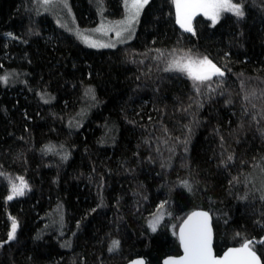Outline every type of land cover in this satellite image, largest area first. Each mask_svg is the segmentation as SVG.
<instances>
[{
    "label": "trees",
    "instance_id": "obj_1",
    "mask_svg": "<svg viewBox=\"0 0 264 264\" xmlns=\"http://www.w3.org/2000/svg\"><path fill=\"white\" fill-rule=\"evenodd\" d=\"M232 1L242 17L186 32L172 0H149L131 41L92 49L77 19L118 0H0V264H161L198 208L217 255L264 238V0ZM185 53L225 75L197 93L165 71ZM18 177L29 189L7 200Z\"/></svg>",
    "mask_w": 264,
    "mask_h": 264
},
{
    "label": "snow or ice",
    "instance_id": "obj_2",
    "mask_svg": "<svg viewBox=\"0 0 264 264\" xmlns=\"http://www.w3.org/2000/svg\"><path fill=\"white\" fill-rule=\"evenodd\" d=\"M174 2L176 5V21L187 32H193L191 22L197 13H202L211 20L213 25L219 21L224 12H230L237 17L244 15L242 6L233 3L232 0H174ZM44 3H49V0H44ZM147 3L148 0H132V3L128 4L127 0H125V6L130 10L127 18L129 28L137 20L141 9ZM99 30L97 29V31ZM116 35L119 37L121 32L118 31ZM90 46L114 47V45H100L96 43H91ZM165 71L186 75L188 79L193 81V87L197 93L200 91L199 85L213 80L214 77H223L225 75L224 71L217 67L207 56L195 58L189 53L179 56L174 54V58L169 61ZM232 159V156L228 157L229 161ZM17 180L19 183L13 182L10 184L8 200H12L17 196H23L26 190L29 189L23 177H18ZM180 183L191 191V185L188 181H181ZM160 207L163 208V205ZM159 222V216L150 222V227L153 231H156ZM16 229L17 224L13 220L11 230L8 232V239L3 241V243H8L15 238ZM179 240L183 247L184 255L178 259H170L165 264H260L259 258L252 250V246L255 243L253 240H246L240 248L229 249L223 257L216 258L212 252V231L209 224V216L206 212H194L189 216L180 227ZM260 242L264 243V238ZM118 243L114 241L109 251H114L118 247ZM138 264H143V261H139Z\"/></svg>",
    "mask_w": 264,
    "mask_h": 264
},
{
    "label": "rangeland",
    "instance_id": "obj_3",
    "mask_svg": "<svg viewBox=\"0 0 264 264\" xmlns=\"http://www.w3.org/2000/svg\"><path fill=\"white\" fill-rule=\"evenodd\" d=\"M127 2H128V4H131L132 0H127ZM172 3L174 6L175 16H176V5H175L174 0H172ZM118 4L122 5V10L120 11V8H118V5H116L115 6L116 11H114V9H111V10H108L107 14H105L104 17L106 19H101V20L97 21V18L94 15H92V16L91 15H89V16L84 15L83 16L84 22H80L77 19V24H79V25H77L78 27L76 25L74 26L76 29L75 33L78 36V38L83 42V44L85 46L92 48V49H107V48H113V47H91L90 44L96 43V44H100V45H114V47H115V46H120V45L122 46L134 38L136 29L138 26L139 18L141 16V13H142L145 5H144L143 9H141L139 16L137 17V20L129 28L127 25V18L130 14V10L126 8L125 0H118ZM119 7H120V5H119ZM60 10H61L60 7H57L54 9L55 12H58ZM228 13H230V12H228ZM197 15H203V14L197 13ZM191 24H192V22H191ZM97 29H100V30L97 31ZM124 29H127V30H124ZM182 30L185 31L184 29H182ZM118 31L121 32V35L119 37L116 35V33ZM47 38H48V36H47ZM10 39H11V37H10ZM14 41H19V39L16 38V39H14ZM185 77H187V76L185 75ZM214 78H217L216 81H219L218 79H221L222 77H214ZM140 102L143 104H146V102L143 101V99ZM149 111H151V109L146 110L145 113L148 115L150 113ZM17 197H22V196H17ZM17 197H15V198H17ZM9 219H10L11 226H12V221L15 219L11 216L9 217ZM16 224H17V222H16Z\"/></svg>",
    "mask_w": 264,
    "mask_h": 264
},
{
    "label": "water",
    "instance_id": "obj_4",
    "mask_svg": "<svg viewBox=\"0 0 264 264\" xmlns=\"http://www.w3.org/2000/svg\"><path fill=\"white\" fill-rule=\"evenodd\" d=\"M194 212H206L208 213V216H209V224H210V227H211V231H212V252H213V255L216 257V258H220V257H223L225 252H227L229 249H238L240 248L244 243L245 241L240 244V245H236V246H229L228 248H226L221 254L217 255L214 251V247H213V242H214V229H213V220H212V216L211 214L207 211V210H204V209H193L191 210L190 212H188L183 218L182 220L180 221V223L178 224V226L176 227V236H177V239H178V242H179V248H180V254L178 255H168L166 257H164L162 260H161V264H165L166 261H169L170 259H178L179 257L183 256L184 255V250H183V247L181 246V243H180V240H179V233H180V227L184 224V222L189 218V216H191L192 213ZM248 240H253L255 241V243L253 245H255L256 243H260V241H256L254 239H248ZM252 250L256 253V251L253 249L252 247ZM257 257L259 258L260 260V264H263L259 255L256 253ZM139 261H143V264H147L145 259L142 258V257H134V258H131L129 259L128 261H126L125 263L123 264H138Z\"/></svg>",
    "mask_w": 264,
    "mask_h": 264
},
{
    "label": "flooded vegetation",
    "instance_id": "obj_5",
    "mask_svg": "<svg viewBox=\"0 0 264 264\" xmlns=\"http://www.w3.org/2000/svg\"><path fill=\"white\" fill-rule=\"evenodd\" d=\"M193 20H194V18H193ZM193 20H192V24H193Z\"/></svg>",
    "mask_w": 264,
    "mask_h": 264
}]
</instances>
